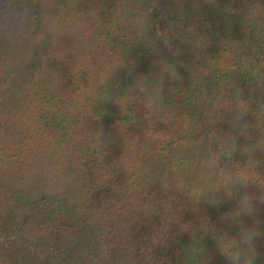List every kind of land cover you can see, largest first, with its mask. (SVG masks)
I'll use <instances>...</instances> for the list:
<instances>
[{
	"label": "trees",
	"instance_id": "obj_1",
	"mask_svg": "<svg viewBox=\"0 0 264 264\" xmlns=\"http://www.w3.org/2000/svg\"><path fill=\"white\" fill-rule=\"evenodd\" d=\"M158 60L180 79L165 80L157 112L139 97L122 111L115 99ZM240 92L250 107L238 123ZM262 105L264 0H0V264H228L205 216L235 235L220 217L237 202L198 205L156 178L199 171L219 138H264ZM153 130L166 139L143 142ZM228 164L264 183V151ZM254 207L242 219L262 234L264 264Z\"/></svg>",
	"mask_w": 264,
	"mask_h": 264
},
{
	"label": "clouds",
	"instance_id": "obj_2",
	"mask_svg": "<svg viewBox=\"0 0 264 264\" xmlns=\"http://www.w3.org/2000/svg\"><path fill=\"white\" fill-rule=\"evenodd\" d=\"M160 67L158 74L153 73L151 79L148 76L141 75L133 87H130L124 96L115 99V103L124 111L131 103L133 97H139L143 100V106L146 109L145 114H155L158 110L159 103L163 100L165 92V80L179 78L176 65L167 60H158L154 62ZM132 64L128 70H133ZM105 87H112V80L103 79L100 81ZM136 93L133 95V93ZM249 104L244 98L242 92L238 93L232 101L233 118L239 123L243 117L249 115ZM264 116V105L259 108V115ZM102 130H100L97 140L105 146V140ZM167 133L153 130V134L148 132L143 134V142L162 141L166 139ZM213 148L210 142L196 156L197 168L191 169L190 174L183 176L162 175L157 177L162 188L167 191L186 195L189 199L194 200L198 205L206 203L211 207L219 208L226 201L235 200L237 207L221 214V222L231 220L239 231L232 235L228 231L218 232L216 224H210V218L206 217L205 235L211 236L218 245L220 254L228 261V264H256L257 248L255 240L262 235L256 226L246 227L242 219L243 216H254L256 209L254 201L264 204V183H255L250 179L251 169H234L229 167L228 162L239 152L253 159L257 151H264V138H261L253 145H247L242 148L238 147L237 140L234 136L219 138ZM142 146L141 137L136 136L133 140V147ZM126 167L128 166L125 161ZM135 166L140 168L142 165L136 161ZM255 185L261 190L260 195L249 193V186ZM241 189H244L242 192ZM260 221L257 220L256 224ZM200 264H207L200 261Z\"/></svg>",
	"mask_w": 264,
	"mask_h": 264
}]
</instances>
